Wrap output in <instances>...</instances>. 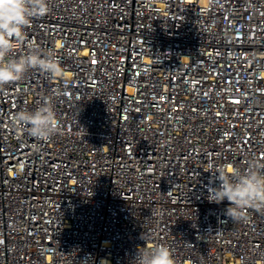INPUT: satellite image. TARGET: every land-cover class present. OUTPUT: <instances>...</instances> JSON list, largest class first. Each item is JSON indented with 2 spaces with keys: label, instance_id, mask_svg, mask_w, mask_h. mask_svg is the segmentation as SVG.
<instances>
[{
  "label": "built area",
  "instance_id": "2783aa9c",
  "mask_svg": "<svg viewBox=\"0 0 264 264\" xmlns=\"http://www.w3.org/2000/svg\"><path fill=\"white\" fill-rule=\"evenodd\" d=\"M48 7L26 43L61 72L0 89V264H134L157 245L264 264V213L208 200L216 171L264 164V0ZM45 100L61 130L37 141L13 117Z\"/></svg>",
  "mask_w": 264,
  "mask_h": 264
},
{
  "label": "clouds",
  "instance_id": "9594fccd",
  "mask_svg": "<svg viewBox=\"0 0 264 264\" xmlns=\"http://www.w3.org/2000/svg\"><path fill=\"white\" fill-rule=\"evenodd\" d=\"M49 11L48 0H0V89L20 81L32 69L55 76L61 72L53 51L44 52L27 44L26 27L35 17ZM27 46L28 51L18 54L16 49ZM16 125L25 129L37 141H45L60 132V126L50 100L43 101L34 111L15 113ZM213 173V172H212ZM218 186L209 189V202L228 201L225 214L233 222L248 220L247 211L264 213V164L251 161L245 171L225 173L216 171ZM134 264H175L172 250L157 245L138 250Z\"/></svg>",
  "mask_w": 264,
  "mask_h": 264
}]
</instances>
